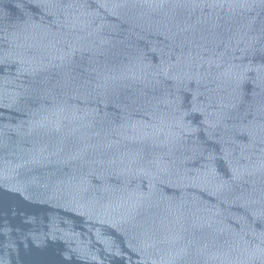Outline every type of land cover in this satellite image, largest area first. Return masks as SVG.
I'll return each instance as SVG.
<instances>
[{
  "label": "water",
  "instance_id": "95a60500",
  "mask_svg": "<svg viewBox=\"0 0 264 264\" xmlns=\"http://www.w3.org/2000/svg\"><path fill=\"white\" fill-rule=\"evenodd\" d=\"M21 264H264V0H84Z\"/></svg>",
  "mask_w": 264,
  "mask_h": 264
}]
</instances>
